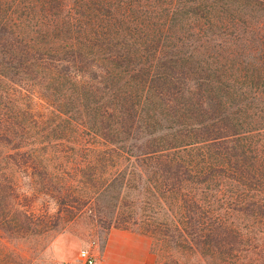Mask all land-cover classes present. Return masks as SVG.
<instances>
[{"label": "trees", "instance_id": "16d2710c", "mask_svg": "<svg viewBox=\"0 0 264 264\" xmlns=\"http://www.w3.org/2000/svg\"><path fill=\"white\" fill-rule=\"evenodd\" d=\"M124 187L170 264H264V0H0V239Z\"/></svg>", "mask_w": 264, "mask_h": 264}, {"label": "rangeland", "instance_id": "374dc122", "mask_svg": "<svg viewBox=\"0 0 264 264\" xmlns=\"http://www.w3.org/2000/svg\"><path fill=\"white\" fill-rule=\"evenodd\" d=\"M80 172H87V170L81 168L77 174ZM12 174L19 178L22 190H29L31 183L23 179L24 173L15 170ZM72 184L77 185V182ZM86 184L89 186L88 183ZM83 187L79 186L81 189ZM136 193V190L134 191L128 187L121 188L118 193L117 190L110 189L103 194V197L96 204L91 202L82 206L80 213H77L71 219L66 217L67 214L63 212V217L60 219L62 223L60 221L61 224L58 225L57 231L22 239H0V264H16L18 261L16 256L19 252H22V256H24L23 264H83L78 260L80 250H86L92 256L93 264H129L124 259L122 249L131 250L130 246L132 245L129 243L130 245L126 247L122 246L127 241L121 243L120 238L115 241L108 240L110 234L114 238L116 237L114 234L126 233H135L147 238L148 252L152 255L153 264H170L166 257L160 256L156 248H152V239L144 232H140L137 227L132 226L129 229H122L114 227L111 222L109 223V219L112 216L114 217L116 213L121 212L122 215L128 213L127 209L129 208L122 207L123 204L133 203L134 206L139 204L140 196ZM114 198H117V200L115 201ZM33 199L35 210L42 211L46 209L49 213L56 212L57 205L53 203L54 200L39 193ZM115 202H118L120 207L115 208L112 213L109 210ZM151 209V212H153L154 207ZM225 217L235 225H246V221L242 217L231 214L229 211H227ZM185 261V256H183L180 258L179 263L182 264ZM199 264H202V262L199 261Z\"/></svg>", "mask_w": 264, "mask_h": 264}, {"label": "crops", "instance_id": "0c3cea01", "mask_svg": "<svg viewBox=\"0 0 264 264\" xmlns=\"http://www.w3.org/2000/svg\"><path fill=\"white\" fill-rule=\"evenodd\" d=\"M116 237L112 238L111 234L108 238L109 241H115L118 240L123 243V241L126 244H122V246L126 247L128 245L130 246L131 250L122 249L124 251L123 256L124 259L129 264H153V258L152 255L148 252L149 244L148 240L145 236L135 234V233H126V234H114ZM121 236V237H120ZM116 238V239H115ZM130 243V244H129Z\"/></svg>", "mask_w": 264, "mask_h": 264}, {"label": "built area", "instance_id": "2783aa9c", "mask_svg": "<svg viewBox=\"0 0 264 264\" xmlns=\"http://www.w3.org/2000/svg\"><path fill=\"white\" fill-rule=\"evenodd\" d=\"M78 260L83 264H93L94 262L92 256L86 250H80L78 252Z\"/></svg>", "mask_w": 264, "mask_h": 264}]
</instances>
